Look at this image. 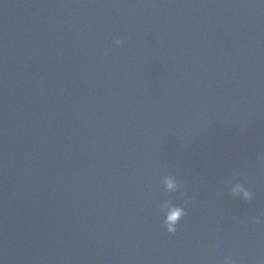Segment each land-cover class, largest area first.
Here are the masks:
<instances>
[{
    "label": "water",
    "instance_id": "1",
    "mask_svg": "<svg viewBox=\"0 0 264 264\" xmlns=\"http://www.w3.org/2000/svg\"><path fill=\"white\" fill-rule=\"evenodd\" d=\"M226 260L264 264V0H0V264Z\"/></svg>",
    "mask_w": 264,
    "mask_h": 264
},
{
    "label": "clouds",
    "instance_id": "2",
    "mask_svg": "<svg viewBox=\"0 0 264 264\" xmlns=\"http://www.w3.org/2000/svg\"><path fill=\"white\" fill-rule=\"evenodd\" d=\"M115 45L116 47H122L123 46V42L120 40L115 41ZM165 184L168 188V190H174L176 185L175 183L171 180V179H167L165 181ZM234 193H243L244 198L247 200L250 198V194L248 192H246L241 186L237 185L234 189H233ZM183 215V212L181 209H170L169 210V214H168V218L165 221V225L167 227V230L169 233L174 234L176 231V224L178 223L180 217ZM260 219L257 220V223H260ZM225 264H231V262L229 260L225 261Z\"/></svg>",
    "mask_w": 264,
    "mask_h": 264
}]
</instances>
